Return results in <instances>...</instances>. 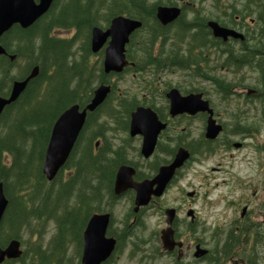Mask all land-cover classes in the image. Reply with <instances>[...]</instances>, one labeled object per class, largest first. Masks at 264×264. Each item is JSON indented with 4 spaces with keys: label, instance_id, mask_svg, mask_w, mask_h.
I'll return each instance as SVG.
<instances>
[{
    "label": "flooded vegetation",
    "instance_id": "flooded-vegetation-1",
    "mask_svg": "<svg viewBox=\"0 0 264 264\" xmlns=\"http://www.w3.org/2000/svg\"><path fill=\"white\" fill-rule=\"evenodd\" d=\"M211 1L105 0V3L108 2L110 5V10H107L103 7L104 4L101 6V0H91L90 15L97 25L92 26L86 36L83 32L80 34L86 40L80 59L87 60L92 71L91 78L97 83L95 87H91L89 98L83 106L73 105H78L79 110L84 109L91 101L93 92L101 85L109 87L110 92L94 112L87 114L84 127L74 145L79 147L80 142L85 143L84 135L93 122V132L86 145L92 143V149L91 147L90 149L97 160L96 173L89 186L91 201L96 207L94 205L91 212L82 214L83 205L80 203L81 198L76 189L77 191L73 190L74 192L66 198L69 200L73 197L77 198L78 209L62 213V221L66 222V229L69 214L74 213L83 218V224L77 230L75 238L72 231L66 230L68 233L64 234L65 239L69 235L76 243L78 264H81L82 258V234L93 214L109 216L105 237L115 241L110 256L100 264H118L125 245L132 237L127 219L130 218L131 223L136 227L141 226V217L157 205L167 189L176 181L181 170L189 164L198 165L205 159L215 156L221 157L227 166L223 170L212 168L210 172H222L221 184L229 192L224 197L226 202L228 201V206L239 207L237 218L232 219L227 228L220 224L212 229L206 225L200 212L194 207L200 194L195 190L186 193V198L190 201L186 219H179L177 211L173 209L175 216L171 228L176 246L171 251L163 250L160 240L162 229L158 234V254L172 258L171 264H264V0H221L220 14L225 16L223 21L212 19ZM51 8L30 27L21 28L13 25L0 36V47L6 52L0 55V97L9 99L15 82L25 80L33 69L37 68L36 77L28 82L15 102L4 107L0 120L2 117L7 118V121L11 119V116L15 114V103L19 101L29 85L39 79L41 62L37 55L44 33L46 32L45 37L46 34H50L48 27L44 26L48 22ZM159 8L174 10L176 17L163 24L157 18ZM112 10L115 12L110 17ZM129 10H133L136 15L129 16L127 14ZM106 11L109 13L105 19L106 25L100 27L97 17L101 12ZM117 16L138 21L141 27L130 35L125 44L123 55L127 65L124 69L120 73H106L103 62L110 40L107 39L99 50L92 52L91 30L97 27L105 31L111 20ZM46 17L47 20H45ZM42 19L44 22L39 27H34ZM210 22H215L220 28L234 32L236 37L228 36L223 39L214 36L209 26ZM61 32L69 35L61 37L59 35ZM54 33L61 39H73L72 36H78V33L75 34L72 30ZM142 33H146L148 39H136ZM92 58L97 60L94 64L89 63ZM150 67H153L154 72L149 70ZM179 68L189 71L186 74L191 82L186 90L180 89L179 86H172L166 81L170 73L168 70ZM217 68H219L220 79L214 80L210 72L211 69L216 71ZM14 69L17 75L10 76ZM146 72H149L152 78L143 83L144 88L142 87L143 91L139 92L140 97L137 96L138 93L122 95L121 92H117L114 82L116 78L131 75L132 79H138ZM211 82L215 84V87L211 86ZM78 88L80 92L83 91L80 86ZM172 90H176L182 97H198L195 98L198 101L195 109H202L204 106L207 109L198 110L193 114L183 113L171 116L167 95ZM115 92L117 94L112 99ZM80 97L83 98L81 95ZM105 107L110 110V113L123 110L126 113V119L117 120L110 114L104 116L111 119L101 118V112ZM137 108L150 109L156 114L160 124L164 125L157 135L152 154L147 158L141 152L142 136L130 134V115ZM54 123L50 128L48 140ZM209 126L212 130H208ZM217 129L218 131L215 132ZM86 145L81 150H84ZM180 149L188 152L189 159L176 170L159 198L152 197L147 206L134 211L136 194L133 189H126L115 195L114 184L120 167L126 166L134 170L135 183L151 180L159 168L171 164ZM2 158L3 165L8 166L10 158H6L5 155ZM156 158L162 160L152 166L150 175L143 174L142 170L148 162ZM254 159L258 162L256 172L243 179L240 177L243 168L238 165L244 163L247 169H252ZM259 160L262 162L260 163ZM101 164L106 166L103 169L104 173L100 169ZM64 166L52 181H47L44 177L50 193L47 202L49 208L53 205L60 206L65 199L61 197L59 202L54 203L51 198L53 191L50 189L52 184L60 185L59 181L65 180L68 170L64 169ZM59 173L62 174L61 180L54 182ZM0 183L3 184V192L7 200L1 225L12 216V212H9V199L11 198L10 200L14 203L15 197L9 190L10 188L15 190V185L9 182L8 196L4 190V183L2 181ZM55 188L54 195L60 190L59 186ZM79 192L84 195L83 190ZM205 197L207 198V195ZM230 197L233 199H227ZM123 201H126L128 206L125 223L115 217V209ZM227 218V214L224 213V219L227 220ZM1 229L0 227V231ZM8 238L3 246L0 245L2 249L14 239ZM63 250L65 248H62L60 252ZM14 261L5 260L2 264H14Z\"/></svg>",
    "mask_w": 264,
    "mask_h": 264
},
{
    "label": "trees",
    "instance_id": "trees-1",
    "mask_svg": "<svg viewBox=\"0 0 264 264\" xmlns=\"http://www.w3.org/2000/svg\"><path fill=\"white\" fill-rule=\"evenodd\" d=\"M90 3L91 0L54 1L48 22L44 26L48 27L50 34H46L45 37L46 32L44 33L37 55L41 62L39 79L35 83H31L19 101L15 103V114L11 119L7 121L2 117L0 120V131L4 133L0 136V181L4 183V190L8 196L9 182L14 183L15 193H19L15 197L14 203L10 200L11 198L9 199L11 218L9 217L10 219H6L0 225L2 229L5 224L9 227L13 233V236H8L9 238L17 239V231L26 225L27 217L39 219L52 212L49 211L50 208L49 210L45 208L50 193L43 192L42 186L46 184V181L41 172L49 131L57 117L70 105L83 106L92 89L89 85L92 71L87 60L82 58L81 61L75 63L71 58L73 39H61L54 32L72 30L78 35L83 32L86 36L89 29L97 25L90 15ZM118 6L117 4V8ZM114 12V10L111 11L110 17L114 15ZM127 14L131 17L136 15L133 10H129ZM43 22V19L38 21L34 27H39ZM79 86L83 91L80 92ZM76 149L77 146L74 147L64 166V169L68 170L65 180L59 181L62 177V174L59 173L54 181L60 182V185L58 183L60 190L54 195V203L59 202L61 197L65 198L63 201L68 200L69 198L66 197L77 189L78 196L80 195L81 198L80 203L86 204L84 195L79 191L91 185L96 173L97 160L92 155L90 145H86L81 151ZM3 155L10 158V163L6 167L3 165ZM105 168L106 166L101 164L100 169L103 173ZM29 190L32 195L26 204L23 193ZM33 202H38L37 207L28 209ZM26 206L28 208H25ZM75 216L74 213L69 214L67 220L69 221ZM62 218V216H58L55 219L58 228L50 249L51 256L59 255L65 240L64 234L68 233L66 230L71 231L68 224L66 229V222H63ZM5 242L7 239L0 240V245L3 246ZM36 252L38 255L41 254L40 260L46 257L43 252ZM24 259L25 253L15 263H24ZM41 264H45L43 259Z\"/></svg>",
    "mask_w": 264,
    "mask_h": 264
},
{
    "label": "water",
    "instance_id": "water-1",
    "mask_svg": "<svg viewBox=\"0 0 264 264\" xmlns=\"http://www.w3.org/2000/svg\"><path fill=\"white\" fill-rule=\"evenodd\" d=\"M53 2L54 0H0V36L13 25H18L21 28L30 27L49 11ZM175 17L174 10L166 8L157 10V18L163 24ZM209 26L216 37L223 39L228 36L236 37L234 32L220 28L215 22H210ZM140 27L141 23L138 21L117 16L111 20L105 31L97 27L91 30L90 47L92 52L99 50L107 39L110 40L103 62L106 73H120L127 65L123 55L125 44L128 42L130 35ZM3 54H6V52L0 47V55ZM36 75L37 68L33 69L25 80L15 82L9 99L0 97V114L6 105L8 106L18 99L28 82ZM109 92V87L101 85L93 92L91 101L84 109L79 110L78 105H73L57 118L51 129L42 165V174L47 181H52L65 165L84 127L87 114L94 112L104 102ZM167 98L170 101L171 116L183 113L193 114L198 110L207 109L206 106L202 109H195L198 103L195 98L198 97H182L176 90L170 91ZM163 128L164 125L160 124L156 114L150 109L137 108L130 115V134L131 136L137 134L142 136L141 152L145 158L152 154L157 135ZM208 130H212V128L209 126ZM217 131L218 129L215 132ZM188 159V152L180 149L171 164L159 168L153 179L144 180L140 183L133 181L134 170L132 168L120 167L116 175L114 193L118 195L126 189H133L136 194L134 211H137L140 207L147 206L152 197L159 198L163 194L176 170L180 169ZM2 187L3 184L0 183V222L7 207V200ZM164 216L166 228L160 232V240L163 250L171 251L176 246L171 228L175 211L167 209ZM108 219V215L97 214H93L89 218L82 234L81 264H100L110 256L115 241L112 238L105 237ZM21 256L20 242L16 239L11 240L6 248L2 249L0 247V264L5 260H18Z\"/></svg>",
    "mask_w": 264,
    "mask_h": 264
},
{
    "label": "rangeland",
    "instance_id": "rangeland-1",
    "mask_svg": "<svg viewBox=\"0 0 264 264\" xmlns=\"http://www.w3.org/2000/svg\"><path fill=\"white\" fill-rule=\"evenodd\" d=\"M211 6V16L213 20H220L223 21L225 16L220 14V2L221 0H212ZM101 6L104 4V8L110 10V5L108 2L105 3V0H101ZM99 4V5H100ZM106 4V5H105ZM108 11L101 12L97 17V21L100 27H105L106 20L108 17ZM62 37H67L69 34L64 32L59 33ZM146 33H142L136 39H148L146 38ZM73 38V47L71 49L72 60L76 63L81 61L80 54L81 50L84 48L85 39L83 35L72 36ZM95 58H92L89 63L93 62L94 64ZM22 65V63H20ZM96 70V69H95ZM150 71L154 72L153 67H150ZM174 74H170L171 72ZM169 75L167 78V82L170 83L172 86H179L180 89L186 90L189 87L190 80L187 78V74L189 71L184 70L183 68L179 69H171L168 70ZM146 72L145 75L139 76L138 79H132L131 75L123 76L122 78H116L114 80L117 92H121L122 95H130L133 93H138L137 96L140 97L141 91H143L142 87L143 83L147 81L151 75ZM148 74V75H146ZM16 70L14 69L11 71L10 76H16ZM210 76L214 80L220 79L219 68L216 71L211 69ZM8 77V76H7ZM96 77V76H94ZM230 80V78H229ZM231 81V80H230ZM89 85L91 87H95L96 83L93 78L89 80ZM140 86H139V85ZM215 84L211 82V86ZM119 89V90H118ZM117 92L114 93L112 99L115 98ZM102 117L101 118H108L104 115L108 116L113 115L117 120L126 119V113L123 110H119L118 112L113 111L110 113V110L106 107L102 110ZM12 117V116H11ZM100 118V119H101ZM7 119V118H5ZM94 123L92 122L91 125L88 126V130L86 131L84 138L85 143H79V147H77V151H80L86 143L88 144L91 133L93 132ZM0 131V136L2 135ZM87 139V141H86ZM92 149V143L90 145ZM9 160V159H8ZM162 159H152L148 162V165L145 166V169L142 170V173L145 175H150L152 171L151 168L156 163L160 162ZM224 160L221 157L215 156L209 159H205L203 163L195 165L189 164L185 169L180 171V175L177 176L176 181L167 189L164 196L161 198L160 201L157 202V205L152 209L148 210L144 216L141 217L140 222L141 226L136 227V225L131 223V219H127V223L129 224V232H131V238L129 239L128 243L125 245L123 249V255L118 264H171L172 258L167 256H162L158 254L157 248L159 246L158 234L159 232L166 227L165 225V218L163 215V211L165 209H175L178 213L179 219H186V212L189 208L190 201L186 198V193L192 192L193 190L197 191L200 194V198L195 203V208L197 211L200 212L202 219L205 220L206 225L209 227L215 228L217 225H223L224 228L230 226V222L232 219H236L238 216L239 207L233 208L228 206V201L226 202L225 195H228V190L225 189L221 184V179L223 178L222 172H214L211 173L210 169L212 168H219L221 170L226 168V164H224ZM261 163L262 161L259 160ZM220 164V166H219ZM258 162L254 159V164L251 166L252 169H247L246 164L238 165L243 168L242 177L243 179L247 178V176L254 174L256 172ZM241 173V172H240ZM239 173V175H240ZM61 180V179H59ZM216 184L218 186H216ZM56 186L58 184H52L50 189L53 191L51 194V198L54 199V190H56ZM43 192L49 190L47 183L42 186ZM245 187H243L244 189ZM12 193L13 197H17L19 195L18 192L15 193V190L10 188L9 190ZM101 190V194H102ZM32 192L25 191L23 195L25 196L26 204L29 197L32 195ZM248 193V192H247ZM84 198L86 204L81 207V213L85 215V213L91 212L94 209V205L91 201V191L90 188L87 186L83 190ZM207 195V198L205 197ZM74 196V195H73ZM227 199H233L232 197ZM208 200L210 201L208 203ZM78 200L77 198L73 197V199H68L66 201H62L60 206H51L50 214L47 216L43 215L39 219L35 217H27L24 226H22L17 231V240L20 242L21 249L25 253L24 263L21 264H41L43 259L44 263L47 264H78V253L76 243L73 242L72 237L67 235V238L64 240L63 247L65 250L61 251L60 254L56 256H51L50 249L53 246V241L57 235V223L56 218L62 216V213L76 210L78 209ZM38 202H33L30 204V208L27 206L25 208L34 209L35 205ZM96 207V205H95ZM49 210V207H45ZM128 211V206L126 201L120 203L115 209V217L117 219H121L122 222H126V214ZM17 213V211L15 210ZM224 213L227 214V220L224 219ZM69 227H71V231L74 233L73 237L77 236V230L83 224V218L80 216H75L70 218L67 221ZM77 227V228H76ZM13 233L9 229L7 225L3 226V229L0 231V240L4 241L8 236H13ZM76 241V240H75ZM36 251L43 252L46 257L41 258V254L38 255ZM65 254V255H64ZM19 264V263H14Z\"/></svg>",
    "mask_w": 264,
    "mask_h": 264
}]
</instances>
